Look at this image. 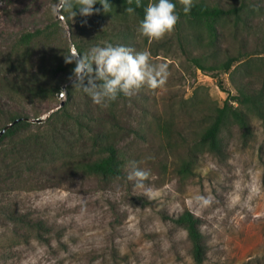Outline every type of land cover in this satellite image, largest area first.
<instances>
[{"label": "rangeland", "instance_id": "374dc122", "mask_svg": "<svg viewBox=\"0 0 264 264\" xmlns=\"http://www.w3.org/2000/svg\"><path fill=\"white\" fill-rule=\"evenodd\" d=\"M204 1L223 9L242 2ZM249 1L253 11L246 12L244 28L229 20L218 28L216 45L207 46L203 31L196 42L176 29L159 42L149 41L138 31V18L121 10L72 19L52 14L57 0H0V118L24 117L30 132L58 143L50 163L39 151L28 158L20 146H0V264H195L186 230L171 220L184 211L200 220L206 245L202 264H264L263 122L251 116L248 137L236 125L224 128L223 152H198L193 172L180 173L212 108L239 91L264 90V0ZM36 30L50 35L32 43L26 70L61 87L52 100L31 99L4 80L8 55L23 33ZM105 43L149 49L154 62L169 65L166 86L145 87L131 98L120 94L107 108L79 88L67 101L72 80L62 72L51 76L52 70L72 51L85 53ZM239 55L242 63L228 75L201 71L192 61L201 58L211 67ZM64 106L86 129L78 131L71 121L62 140L46 119ZM104 133L111 134L124 160L122 178L75 168L78 161L100 156L91 138ZM149 156L154 159L145 160ZM130 161H145L139 167L151 171L142 188L127 179Z\"/></svg>", "mask_w": 264, "mask_h": 264}, {"label": "trees", "instance_id": "16d2710c", "mask_svg": "<svg viewBox=\"0 0 264 264\" xmlns=\"http://www.w3.org/2000/svg\"><path fill=\"white\" fill-rule=\"evenodd\" d=\"M152 1L153 0H141V7L137 8L135 0H133L132 4H129L128 0H109L112 9L108 13L103 11L102 5L98 2L94 6V9H100V11L94 14L99 17H107L117 10L125 12L126 7H133L135 9L133 14L140 22L145 15L144 9L149 3H152ZM172 2L177 5V12L180 16L179 23L176 26L177 33L181 36L183 34L184 37H182L185 40L191 38L196 42L198 41L197 37L199 31H203L206 34L207 46L216 45L219 39L218 28H222L225 22L233 19V26H241L244 28L246 25L244 17H246L248 12L253 11V7L249 0H242L239 6H234L229 9H223L218 3L209 4L204 0H193V7L190 13L185 15L182 6L179 4V0H172ZM76 11L78 16V9ZM64 15L68 16L67 13H64ZM49 35L50 34L42 30L26 32L21 35L15 45L14 52L8 55L5 62L8 74H5L7 76H4V80L7 87L16 90L23 88V93L35 100H52L60 92L61 87L59 85L49 82L45 79L46 77H41L38 81L32 78L26 70L32 43L36 42L41 37L48 38ZM78 51L81 54L84 53L80 49ZM243 59L244 57L242 55L227 56L223 62L211 67L204 66V61L201 60V58L193 57L192 61L201 71H211L212 73L228 75L232 67L236 64H241ZM74 67L75 63L59 65L52 70L51 76L62 72L71 77ZM8 75H10V77H8ZM215 77H218V75ZM218 84L221 85V82H218ZM73 88L72 84L70 88L66 90L68 95L67 101L71 98ZM66 104H68V102ZM251 116L261 120L264 125V90L252 92L250 94L239 91L237 96H233L231 100H226L221 107L212 108L210 114L205 116L207 124L195 134L196 137L193 147L190 150L189 160L183 161L180 173L191 174L193 172V162L195 161L192 159L198 152H207L215 155H220L223 152L221 134L224 128L230 125H236L243 131V136L248 137L251 132ZM71 121L77 127L78 131L86 129L81 118H74L71 116L66 106L54 111L46 119L48 129L51 130L53 136L60 135L62 140L66 139V135L62 130L65 131V128L71 125ZM10 124L12 125L8 127L0 137V146L7 145L6 147H11L12 150L20 146L21 151L25 152L28 158L32 157L29 156L30 152L39 151L43 162L50 163L56 161L55 155L57 153H54V149L58 147V143L55 142V139H47L49 137L39 136L30 132L31 123L24 117L7 116L6 118H0V132ZM37 129H39V127ZM67 130L68 129H66V133ZM52 134L50 135L51 137H53ZM91 140L93 147L99 152L100 156L90 161H78L75 163V168L81 170L85 174L101 176L103 178L124 177L125 163L120 157L115 143L112 141L113 137L111 134H93ZM53 145L55 146L53 147ZM67 162L68 161H66V163ZM171 220L173 223L186 230L191 244L192 259L195 264H202L205 260L206 245L204 236L200 230L199 218L188 211H184L178 216L172 217ZM35 226L44 229L40 224Z\"/></svg>", "mask_w": 264, "mask_h": 264}, {"label": "clouds", "instance_id": "9594fccd", "mask_svg": "<svg viewBox=\"0 0 264 264\" xmlns=\"http://www.w3.org/2000/svg\"><path fill=\"white\" fill-rule=\"evenodd\" d=\"M99 2L103 11L108 13L112 9L109 0H57L51 7V12L57 17L67 13L70 18L79 15L89 17L98 13L100 9H94ZM133 0H128L132 4ZM183 13L189 14L193 7V0H179ZM137 8L141 7V0H135ZM145 15L139 23L138 31L149 41L159 42L166 36L171 35L180 16L177 12V5L172 0H155L149 3L144 9ZM125 12L132 14L133 7H126ZM65 63H75L72 71L73 87L81 89L95 105L107 108L111 102L117 100L120 94L131 98L147 87L150 90H162L171 76L167 63H157L152 59L149 49L137 51L124 45H113L105 43L97 45L81 54L79 51H72L65 56ZM61 94L65 95L63 91ZM154 157H146L151 160ZM141 161L139 163H144ZM137 161H130L131 170L127 179L135 181L136 187H144V181L151 177V171L139 167ZM198 200L208 204L204 197H197Z\"/></svg>", "mask_w": 264, "mask_h": 264}, {"label": "water", "instance_id": "95a60500", "mask_svg": "<svg viewBox=\"0 0 264 264\" xmlns=\"http://www.w3.org/2000/svg\"><path fill=\"white\" fill-rule=\"evenodd\" d=\"M44 119H46V117H45V118H40V119L34 120V122L42 123ZM11 125H12V124L8 125L6 128H4V129L0 132V137H1L2 134L6 131V129H8V127H10Z\"/></svg>", "mask_w": 264, "mask_h": 264}, {"label": "built area", "instance_id": "2783aa9c", "mask_svg": "<svg viewBox=\"0 0 264 264\" xmlns=\"http://www.w3.org/2000/svg\"><path fill=\"white\" fill-rule=\"evenodd\" d=\"M60 98H64V95L63 94H60Z\"/></svg>", "mask_w": 264, "mask_h": 264}]
</instances>
